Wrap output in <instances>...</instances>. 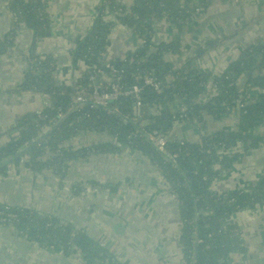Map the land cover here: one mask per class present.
I'll return each mask as SVG.
<instances>
[{"label": "trees", "instance_id": "obj_1", "mask_svg": "<svg viewBox=\"0 0 264 264\" xmlns=\"http://www.w3.org/2000/svg\"><path fill=\"white\" fill-rule=\"evenodd\" d=\"M102 1L104 5L99 12L103 15L106 9L112 11L115 8L119 9L120 15L116 16V19L127 29L136 30L134 34L128 31L123 34L129 35L133 42L142 39L143 45L134 53L127 50L122 58L107 59L109 49L115 48L116 43L111 35L112 25L106 23L102 15L95 16L91 30L84 37L77 36L72 41L74 47L69 54V63L75 72H79L77 85L80 87L85 84L83 78L96 71L110 76L107 63L123 71V83L126 87L134 83L141 84L140 80H135L132 76L138 67L136 62L139 60L143 63L141 67L149 72L157 75H172L173 80L167 76L159 91L144 88V97L149 107L162 108L159 115L150 117L149 123L143 129L161 131L169 139V151L179 154L177 160H170L153 147L142 128L133 123L132 101L126 99L109 103L110 107H119V113L112 116L99 113L97 108L88 103L77 107L73 113L66 116L64 124L55 128L50 137H46L36 145L33 144L34 140L46 131L49 124L33 118L26 119L20 124L17 136L12 139L9 137L7 141L0 143V164H2L0 176L7 175L8 166L16 169L15 172L18 174L20 167H23L34 175L42 176L47 165L53 167L54 173L63 176L65 172H62L61 168H66L68 163H85L106 155L113 156L123 149L133 150L158 171L161 179L165 181L167 193L176 195L174 214L176 213L178 221L176 220L173 225L181 226L177 251L181 255L182 264H223L222 261L225 260L233 264L236 256L240 257V255L246 260L244 255L246 227L241 220L236 221L233 215L236 210L233 206L243 208L253 206L255 203L264 204V178L250 183L243 192L237 188L227 191L235 197L233 204L218 203L213 197L210 198L207 188L218 176L219 171L214 169L215 164L219 165L220 169L227 165L226 158L221 157L220 160L216 154L218 145H222L227 150L238 147L244 152L254 151L253 157L257 153L256 160L250 167H255L258 171L264 169V151L260 150L264 135L254 136V131L264 125V97H258L254 101L250 96L251 90L264 86L263 43L250 44L243 50L238 56V61L230 63L224 73L213 79L214 93L206 95L202 84L208 82L209 74L204 75L194 66H198L201 53L205 52L206 47L217 48L216 41L219 40H208L193 58L187 59L177 68L171 63V57H173L172 53L180 54L179 40L172 39L168 44L150 41L155 33V24L164 17L175 24L180 32L184 25H187L184 19L190 16L188 13L191 9L188 5L180 7L179 3L183 1L190 4L193 0H152L150 5L149 0H135L131 1L130 6L121 5L115 0ZM138 2L141 3L140 9L137 6ZM216 2H226V0H198L201 9L199 15L204 14ZM46 6L47 4L41 3V0L10 1L8 9L12 27L7 37L0 40V56L8 48L16 47L13 42L14 33L20 26H26L31 31L32 40L25 58L29 62L34 57L38 42L47 36L51 28L49 16L44 12L41 13ZM124 14H134L138 19H128ZM167 50L171 54H168ZM57 60L48 55L44 61L36 64L35 68L38 69L36 72L26 69L19 88L21 92L42 91L51 94L55 106L64 112L69 103L71 90L54 81L52 74L55 72V67L50 63L57 64ZM39 71L43 74L42 77L37 75ZM171 84H174L173 88ZM176 98L184 111L178 110L172 118L167 106L172 105ZM238 102L242 103L241 107H237ZM53 109H48L47 114L50 123L56 124L59 119ZM226 109L230 111L236 109L235 114L240 122L233 129H217L206 133L201 136L198 143L180 141L176 135H173L175 120L182 121L186 127L193 123L204 124L206 116L215 119L227 112ZM84 134L102 138V141L79 148L70 145L79 135ZM209 143L213 147H207ZM24 150L23 157L15 158ZM46 153L52 154L51 157L47 158ZM239 153H235L234 159L239 158ZM90 182L101 186L97 181ZM108 184L106 188L113 190L111 184L110 187ZM71 187L75 194H81L85 190L80 183ZM3 213L0 206V219H5L3 223L12 224L25 235L28 242L48 252V262L60 258L62 260H57L56 264H68L63 261V256L70 255L76 249L80 252L84 264H126L123 257L116 255L114 250L104 248L101 244L102 236L97 238L95 234H86L75 225L74 219L66 218L63 214L60 217L56 215L39 217L32 211L16 212V219H11ZM229 217L231 221L227 222L226 233H219L218 230L224 224V219ZM232 228H237L239 232L234 235L231 232ZM160 248L167 249L163 245ZM110 258H114L115 261ZM154 259H157V256Z\"/></svg>", "mask_w": 264, "mask_h": 264}, {"label": "crops", "instance_id": "obj_2", "mask_svg": "<svg viewBox=\"0 0 264 264\" xmlns=\"http://www.w3.org/2000/svg\"><path fill=\"white\" fill-rule=\"evenodd\" d=\"M10 1L0 0V40L6 38L12 27L8 9ZM45 1L48 5L51 28L47 36L40 39L37 47L44 54L58 59L53 78H59L54 81L60 85L70 86L76 81L75 70L71 68L69 56L66 54L72 50L70 43H73L72 41L82 33L85 20L97 0ZM131 1L135 0H126V2ZM151 1H148L149 5L152 4ZM252 18L256 19V24L243 30V20ZM239 19L242 21L239 22ZM170 28L177 29V32L171 33ZM156 32L161 38L181 41L180 54L177 53L176 56L171 57V63L179 66L187 59L193 58L208 40H219L216 41L217 48L206 47L205 52L201 53L198 66H194L197 70L208 67L209 74L213 71L214 76H217L226 70L224 67L230 66L229 56L232 55L233 61L238 59L243 45L249 46L259 41H262L264 45V0H238L237 5L216 2L204 15L184 25L180 32L169 20L162 21L158 27L156 26ZM237 32H242L243 38H238L235 35ZM13 38L16 50L8 48L0 56V143L7 141L9 137L12 139L17 136L20 124L26 119H35L34 113L40 108V97L36 91L21 92L19 88L20 80L24 75V62L27 61L25 54L32 40L31 31L28 27L22 26L17 32L15 31ZM114 40L116 43L113 54L124 55L127 50L135 46V40L133 42L132 38L124 35L123 32L114 36ZM208 93L205 89L204 94ZM250 96L254 101L264 96V87L260 90H251ZM174 108H176L175 105ZM179 110L184 111L183 107ZM226 111L215 119L206 116L204 120L207 122L204 124L193 123L189 127L183 126L176 137L187 142L198 143L201 136L206 133L217 129H233V124L235 125L236 120L239 123V118L232 113V109L231 111L226 109ZM188 128L192 129L188 131ZM14 132L17 134H12ZM263 135L264 125L254 131V136ZM77 142L80 146L86 145V135H79L70 145L76 147ZM262 144L260 150L264 151V142ZM251 153L254 151L241 150L239 153L236 165L243 171L250 170V165L256 160L257 153L254 157H251ZM15 170L8 166L7 175L0 176V202L14 205L21 203L36 212H48L52 207L57 211L56 216L60 217L63 214L66 218L74 219L75 225L86 234H95L97 238L102 235L104 242L114 243L115 248L125 247L126 250H130L131 241L136 239L135 232L139 222L133 224L124 218L128 216V210L137 213L140 205L150 202L152 208L149 212H145V216L149 220V232L153 240H148L145 245L146 252L141 259L142 262L131 256L129 264H182L177 248L162 249L160 247L163 244L157 243L153 238L158 232L161 236L166 235L167 239L173 237L172 228L175 227L173 224L177 219L174 214L176 203L169 199L167 191L160 186L158 171L133 150L123 149L113 156L98 157L85 163H71L67 174L68 182L78 184L87 181L91 183L90 181L94 180L111 184L113 190L109 188L107 192L102 191L99 194L91 195L85 190L81 194L74 192L70 195L59 194L55 180L40 179L43 176L31 180L23 167H20L19 174ZM258 179L260 178L256 176L253 178L251 175L247 182L236 171L225 170L223 174H219L211 181L210 189L214 192H227L234 188L249 186ZM262 210L263 213L243 209L235 215L236 221L241 220L246 227L244 252L249 251L250 255L246 260L244 256H236L233 264H264V252L260 250H264V208ZM139 221L140 226L144 225L143 214ZM145 225L148 226V223ZM123 234L126 236L125 239ZM19 236L15 228L0 226V264H56L57 260H62L58 258L48 262V256L42 255L39 250L32 251L31 243ZM155 256L157 259H154ZM63 261L72 264L71 260Z\"/></svg>", "mask_w": 264, "mask_h": 264}, {"label": "built area", "instance_id": "obj_3", "mask_svg": "<svg viewBox=\"0 0 264 264\" xmlns=\"http://www.w3.org/2000/svg\"><path fill=\"white\" fill-rule=\"evenodd\" d=\"M43 2H45L47 4V2L45 0H41V3H43ZM115 2L119 3L121 5H124V6H127V5L130 6V4H131V2H126V0H115ZM226 2L230 3L232 5H237L238 0H226ZM103 5H104V1L97 0L96 5H94L93 9L91 10V12L88 15V18L85 20L84 26L82 28V33L79 34L78 36L84 37L91 30L93 19L95 18V16H97L99 14L102 15V13L99 12V9ZM186 5H188L189 9H191V12L188 13V15L190 14V16L186 17L184 19L186 24H188L191 20L193 21L194 18L195 19L199 18V16H200L199 14L201 13V9H200V5L198 4V0H193L190 4H187L183 1H181L179 3V6L182 8L185 7ZM42 12H44L48 15V5L45 7L44 10H41V13ZM205 13L206 12H204V14ZM204 14H202V15H204ZM119 15H120V10L115 8L113 11L110 9H106L103 12V15L101 16L102 19L106 23L112 25V27H111L112 38L115 36L116 33H122V32L125 33L127 31L130 33H133V34L136 33L135 29H127L125 25L124 26L121 25V22L116 19V16H119ZM124 17H126L128 19H132V20L138 19V17L134 14H132V15H125L124 14ZM162 21L168 22V19L166 17H164L163 20H161L158 24H155V26H154L155 27V33L150 38V41H155L157 43L162 42L164 44H168L169 42H171V39L161 38L158 36V34L156 32V26L158 27ZM241 21H242V19H239V22H241ZM243 22H244V28H247L248 26L253 25L256 22V19H254V18H252L251 20L245 19V20H243ZM19 28H22V26H20ZM18 29L16 30V32L18 31ZM170 30L172 31L171 33L177 32V29H175V28H170ZM13 42H14V39H13ZM180 43H181V41H179L178 45H180ZM142 45H143V40L141 39V40L135 42V46H133L130 50H128V52L134 53L137 50V48L141 47ZM73 47H74L73 43H70V48L73 49ZM14 50H16V47L14 48ZM112 51H114V48L109 49L107 59L110 57L122 58L123 54L122 55L113 54ZM167 53L171 54V52L169 50H167ZM34 54H35L34 57H32L29 60V62L28 61L24 62V64H25L24 71L26 69H31L34 72H36L38 70L35 68L36 64H39L40 61H44L46 59V57L48 56V55L44 54L41 49H38V47L35 49ZM69 54H70V51L66 55L69 56ZM172 55L176 56L177 52L175 54L172 53ZM69 59H70V56L68 57V61H69ZM166 59L168 60L167 56H166ZM136 64L138 65V67L134 70L132 76L135 78V80H140L141 84L134 83L133 85L128 86V87H126L123 83V71L115 69L109 63H107L106 66L110 71V76H106L103 72H100V71L90 73L83 78L85 84L81 85L80 87L77 85V79L79 77V72H75V78L74 79L76 81L72 82L70 86H67L71 91H70V95H69L70 96L69 97V103L67 104L68 106L64 112H62V109L55 106L54 98L51 94H46L42 91L37 92V94L40 97V108H39V110H37L34 113V118L39 120V121H43L46 124H49L47 126L48 127L47 129H50L51 126H55V125L59 126L61 124H64L65 123L64 121H65L66 116L68 114L73 113L77 107H81L86 103L90 104L94 108H97L99 110V113L112 116V115H117L119 113V107L118 106L110 107L109 103L121 102V100L130 99L132 101V110H133L132 121H133V123L136 126L142 128L144 135L150 141V143L153 145V147H155L160 153L167 156L170 160L176 161L179 154L177 152L169 151V149H168L169 139L167 137H165L161 131H159L158 129H150V130L143 129L149 123L150 117L152 115L153 116L159 115L160 114V108H162L161 106H153L151 108L149 107V105L146 101V98L144 97V93H143L144 88L147 87L151 90L159 91V88L162 85V82L166 79V77L170 76L171 80H173V76L172 75H167V76L166 75H157V74H154L152 72H149L146 69L141 67L143 65V63L140 60L137 61ZM50 65L54 66L55 67L54 71H56V64L50 63ZM173 65L175 68L179 67V65H176L174 63H173ZM225 69H226V67H224V70ZM208 70H209L208 67H206L204 69V71H208ZM200 71H202V70H200ZM204 71H202V72H204ZM54 74H55V72L52 75H54ZM202 85H203V90L206 89L209 92V94L214 93L215 83L211 82L210 85H206V84H202ZM173 87H174V84H171V88H173ZM178 103H179V108H177ZM174 105L176 108H174ZM237 106L241 107L242 103L238 102ZM167 108H168L169 114L172 115V118H174V115L182 107H181L180 101L176 98L174 100V103H172V105H168ZM48 109H53L56 111L57 117L59 119L56 124L50 123L49 115L47 114ZM183 126H184V124L182 121L175 120L173 122V131H174L173 135H177L178 132L183 128ZM86 141H87V144L83 145V146H88V145H91L93 143H99L100 141H102V138H94V137H91L89 135H86ZM180 141H182V140H180ZM79 147H81V146L77 142L76 147H74V148H79ZM207 147H213V145L211 143H209L207 145ZM241 150L242 149H240V148L238 149V147L232 148L231 150H227V149H224V147L222 145H218V148H217L218 156L220 157L219 159L221 160V156L225 157L227 165H230V166H233L235 163V159H234L235 153L240 152ZM51 155L52 154H50V153L45 154V156L47 158H50ZM66 165H67L66 168H61L62 172H65V174L63 176L54 173L53 167L51 165H47L44 168L43 175H47L48 179H52V180L56 181V184L58 186L57 192L59 194L65 193V194L70 195L71 193H73V189L71 187L73 184L71 182L67 181V179H68L67 174H68V170H69V167L71 164L68 163ZM215 165H216V167L214 169L219 168V166L217 164H215ZM227 167H225L223 170H225ZM250 174L252 175L253 178L255 176L257 178H264L263 177L264 173L262 171H256L255 173H252V171H250L248 169H244L243 174L241 176H243V179H245L248 182L250 177H251ZM158 177H159V175H158ZM159 179H160V186L164 190H166L165 181L163 179H161L160 177H159ZM80 184L82 186H84L85 191L91 195L92 194H99L102 191L103 192L108 191V189L106 188L107 184H105V183H100L101 186L89 183L88 181L84 182V183H80ZM207 189L210 193V198L213 197L214 200L217 201L218 203L233 204L235 202V197L232 196L229 192H214L210 189V186ZM237 189H239L240 192H243L245 187H239ZM167 195H168L170 200L174 201L175 203L177 202L176 201V195L174 193H167ZM259 205H261V204L255 203V204H253V206H244L243 208H240L237 205H235V206H233V208L236 210V213L233 215L240 213L243 209L248 210V208H256ZM0 206L2 207V213L4 212L3 214H6L11 219H16V216H17L16 212L32 211L33 213H36L39 217H44L47 215H56V209H53L52 207L49 209L48 212H36V210L31 209L30 207H26V206L22 205L21 203L14 205L11 203L0 202ZM204 213H206V212H204ZM230 217L224 219V224L221 225L220 230H218L219 233H226L227 222L231 221ZM3 222H5V219L1 218L0 219V226H3V227L11 226V227L15 228L12 224H4ZM231 232H233V234L236 235L239 232V230L237 228H232ZM17 233L20 235L19 237H21L23 240H25V241L27 240V238L25 237L24 234H22L21 231L17 230ZM148 234H149L150 239H152L151 233L149 232ZM180 234H179V236H180ZM179 236L175 240V242H176L175 247H177V241L179 240ZM153 238L156 241V239H155L156 235ZM31 246H32V251L39 250L42 255L46 254V251L44 249L37 247V245H35L34 243H31ZM164 246H167V245H164ZM260 250L264 252V250H262V249H260ZM35 253H37V252H35ZM60 255H62V254H60ZM244 255L246 258H248L250 255V252L249 251L245 252ZM63 257H64V259L71 260L72 264H75V262H77V259H79V257H80V253H78V251L76 249H74L70 253V255L63 256ZM110 259L112 261H115L114 258H110ZM222 263L223 264H232V262L228 261V260L222 261Z\"/></svg>", "mask_w": 264, "mask_h": 264}, {"label": "rangeland", "instance_id": "obj_4", "mask_svg": "<svg viewBox=\"0 0 264 264\" xmlns=\"http://www.w3.org/2000/svg\"><path fill=\"white\" fill-rule=\"evenodd\" d=\"M249 20H251V19H249ZM243 30H245V28L243 29ZM116 35H118V33H116L115 34V36ZM238 38H243V33L242 32H237L236 34H235ZM259 43H262V41H259ZM248 47V45L247 46H242L241 47V49L243 48V50H245L246 48ZM242 50V51H243ZM242 53V52H241ZM241 53H240V55H241ZM228 60H229V62L230 63H232V62H234V61H238V59H236V60H234L233 61V59H232V55L231 56H229V58H228ZM226 70H227V68H226ZM202 71H204V70H202ZM201 71V72H202ZM225 72V71H224ZM223 72V73H224ZM204 75L205 74H209V72L208 71H204V72H202ZM217 77H219V74L217 75V76H214V73H213V71L209 74V80H208V82H206V85H210V83H211V81H213V79H215V78H217ZM57 78H59V77H56L55 79H57ZM243 81V80H242ZM214 82V81H213ZM215 83V82H214ZM264 87V86H263ZM263 87H261V88H263ZM241 88H242V86H241ZM261 88H258L257 90H260ZM262 97V96H261ZM264 97V96H263ZM253 98V97H252ZM238 107V106H237ZM236 110V109H235ZM235 110H233V112L232 113H235ZM206 122H207V120H205ZM236 121H238V120H236ZM235 121V125L233 124V126L234 127H232V128H235L236 127V125H239V123H237ZM240 122V121H239ZM192 128H188V131L189 130H191ZM235 148V147H234ZM237 153V152H236ZM239 153V152H238ZM217 155H218V153H216ZM222 157V156H221ZM251 157H253V153H252V156ZM236 161H237V158L235 159V163H234V166H230V165H226L225 167H227L225 170H227V171H230V170H232L233 172H237V174H240V175H242L243 174V170L242 169H240L239 167H238V165H236ZM219 166V165H218ZM217 166V167H218ZM224 168H222V169H220V167L219 168H217V169H215L216 171H219L217 174H223L224 173V171L225 170H223ZM251 171H252V173H255L256 171H258V169L257 168H251L250 169ZM263 173H264V169L263 170H261ZM27 172H28V174H29V176L31 177V180H35V178H37V177H39L40 175H34L33 173H31L29 170H27ZM34 175V176H33ZM43 177L42 178H40V179H43L44 178V180H46L47 178H48V176L47 175H42ZM232 177V176H231ZM38 181V180H37ZM248 186H246L245 187V189L247 188ZM244 189V190H245ZM232 190H235V188L234 189H232ZM243 190V191H244ZM145 201H148V200H145ZM144 202V201H143ZM259 204H261V205H259L258 207H256V208H248V210H253V211H259L260 213H263L262 211V209L264 208V204H262V203H259ZM151 208H152V204L149 202V204L148 203H144L143 205H140V210L139 211H137V213H133L132 211H130V210H128V212H127V217H125L124 219L127 221V222H130V223H133V224H135V223H138L139 222V224H138V226H137V230H136V232H135V236H136V239H134V241H131V247H130V250H129V253H130V255L135 259V260H138V261H141V259H143V255L145 254V252H146V247H145V245L148 243V240L150 241V237H149V227H150V223H149V220H147V218H146V216H145V212H149L150 210H151ZM143 214V216H144V218H145V223H144V225H141L140 226V218H141V215ZM175 215H176V213H175ZM177 218V217H176ZM146 223H148V226H146L145 224ZM137 225V224H136ZM127 234H128V232H127ZM29 241V240H28ZM101 244L102 245H104L105 244V242H104V237L101 239ZM156 242L157 243H160V244H164V245H171L172 243L166 238V235H164V236H161L160 235V233L158 232L157 234H156ZM133 249V250H132ZM107 250V249H106ZM110 250H112V249H110ZM115 252H116V250H115ZM78 253H80V252H78ZM46 256H48V252H46V254H45ZM116 255H118V256H121V257H123V254L120 252V253H117L116 252ZM142 262V261H141ZM75 264H84V262H83V259H82V256H81V254H80V257H79V259H77V262H75Z\"/></svg>", "mask_w": 264, "mask_h": 264}, {"label": "water", "instance_id": "obj_5", "mask_svg": "<svg viewBox=\"0 0 264 264\" xmlns=\"http://www.w3.org/2000/svg\"><path fill=\"white\" fill-rule=\"evenodd\" d=\"M137 6H138V8L140 9L141 8V3H137ZM37 75L39 76V77H42V73L39 71V72H37ZM56 126L57 125H55V126H52V127H50V129H47L46 131H44L41 135H40V137H38V138H36L35 140H34V143L33 144H38L39 142H41L43 139H45L46 137H50L51 136V134L53 133V131L55 130V128H56ZM12 134H17L16 132H14V133H12ZM25 154V150L24 151H20L16 156H15V158H20V157H23V155ZM252 156V155H251ZM6 163H8V162H6ZM5 163V164H6ZM9 165V164H8ZM0 167H2V164H0ZM59 212V211H58ZM56 213H57V211H56ZM100 236H102V235H100ZM102 237H104V236H102ZM123 238L125 239L126 238V236L123 234ZM121 242H123V243H126L125 241H123V240H121V239H119ZM104 248L105 249H107V250H110V249H112V250H116V252L117 253H122L123 254V259H124V261L126 262V264H129L130 263V260H131V255H130V253H129V251L128 250H126V248L125 247H120V248H115L114 247V243H112V242H107V243H105L104 244Z\"/></svg>", "mask_w": 264, "mask_h": 264}, {"label": "flooded vegetation", "instance_id": "obj_6", "mask_svg": "<svg viewBox=\"0 0 264 264\" xmlns=\"http://www.w3.org/2000/svg\"><path fill=\"white\" fill-rule=\"evenodd\" d=\"M158 175H159V174H158ZM159 177H160V175H159ZM160 178H161V177H160ZM176 220L178 221V219H176ZM172 229L174 230L173 237H169V239H168V240H170V242H171L172 244H171V245H167V246H166L167 249L170 248V247L178 248V246L175 247V245H176L175 240H176V238L179 236V234L181 233V226H179V224H178L177 226L175 225V227H173Z\"/></svg>", "mask_w": 264, "mask_h": 264}]
</instances>
